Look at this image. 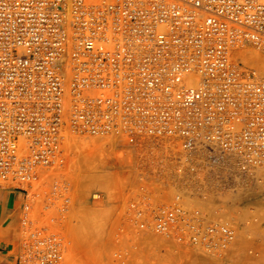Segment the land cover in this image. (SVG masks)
Returning a JSON list of instances; mask_svg holds the SVG:
<instances>
[{"label":"built area","instance_id":"1","mask_svg":"<svg viewBox=\"0 0 264 264\" xmlns=\"http://www.w3.org/2000/svg\"><path fill=\"white\" fill-rule=\"evenodd\" d=\"M250 48L264 53V0H0V185L21 193L25 229L12 264L65 263L72 135L107 138L101 151L133 176L112 189L116 237L133 243L119 259L144 242L232 252L237 217L202 202L225 181L264 196ZM39 202L53 230L33 218Z\"/></svg>","mask_w":264,"mask_h":264},{"label":"rangeland","instance_id":"2","mask_svg":"<svg viewBox=\"0 0 264 264\" xmlns=\"http://www.w3.org/2000/svg\"><path fill=\"white\" fill-rule=\"evenodd\" d=\"M89 139L92 140V138ZM75 150L73 153L71 168L68 171L69 175H73L70 177L75 183L73 205L69 214H67L66 220L60 225V230L65 236L66 244L64 264H264V227H262L264 226V196L257 187L245 190L235 182H233L235 184L232 183L233 190H231V188L227 186L228 184L226 181L223 184L224 186L220 187L218 190L214 192L208 191L209 196H206V199L203 200L207 202L202 203L204 207H207V210H212L211 212L213 213L215 203L218 200L219 203L221 202L220 205L223 206V214L231 211L234 213V216L237 217L238 226L240 228L237 240L239 242L236 243L232 252L228 253L226 256H212L191 248H185L183 249L184 251L181 249L180 251L179 248H173L171 246L162 247L158 244L144 242L139 245L138 249L133 248L132 254H129L124 260L119 259L116 252L121 246H131L133 243H123L116 237V232L118 230V214L115 215L116 207L113 202H115L116 199L119 201V198L114 196V191L112 189L116 186L118 187L119 184L130 180L132 174L124 165L125 161H119L118 159L113 158V155H104L101 149L97 148L94 153L90 152V154L92 153L91 155H96V160L93 159V156L92 158L88 157L90 156L89 152L86 157L87 159L85 157L82 159L79 154H83V152L81 151L82 153H79V151L76 150L75 153ZM85 155L87 154H83V156ZM86 160L92 161L89 162ZM225 179L227 178L224 177V180ZM89 180H91V182ZM92 181L95 182L93 183ZM0 187L4 186L0 185ZM84 187L86 189H84ZM98 190L107 192L106 201L104 203L94 201L91 197L92 193ZM256 191L260 194H257ZM120 199L122 201V198ZM41 202L35 204L33 208V218L38 224L43 223L39 222V220H45V218L48 219L49 215H51L50 211L42 209ZM248 207L254 208L253 213L258 210L257 214L259 213L261 218H263L259 219V221L254 224L252 223V227L255 226V230L252 232L250 229L252 233L250 237L247 236L248 227L244 222V217L246 215L245 211ZM227 215L230 216V214ZM21 216L22 211L17 229L18 241L15 246L10 248L9 255L4 256L0 253V264H12L14 253H17L20 248L21 238L25 231L21 222ZM43 224H46L49 229L53 230L54 225L52 223L44 222ZM243 225L247 228L244 229ZM241 229L243 230L241 231ZM94 230H96V232ZM3 234V231L0 229V235ZM240 236L242 238H240ZM185 250H188L189 252H186Z\"/></svg>","mask_w":264,"mask_h":264},{"label":"crops","instance_id":"3","mask_svg":"<svg viewBox=\"0 0 264 264\" xmlns=\"http://www.w3.org/2000/svg\"><path fill=\"white\" fill-rule=\"evenodd\" d=\"M23 197L17 190L0 187V253L10 254V248L18 241V223L22 211Z\"/></svg>","mask_w":264,"mask_h":264},{"label":"bare ground","instance_id":"4","mask_svg":"<svg viewBox=\"0 0 264 264\" xmlns=\"http://www.w3.org/2000/svg\"><path fill=\"white\" fill-rule=\"evenodd\" d=\"M250 55H248V62H253L254 64H261V63H263L261 66H263L264 67V53H263V51H261V50H258V49H256V48H250ZM246 60V59H245ZM89 138H92V140L91 139H89ZM106 140H107V138H93V137H90V136H88V135H84V136H75V135H72V136H69V139H67L66 138V144L70 147H74V149H76V150H78L79 151V153H82L83 152V154H87V155H85V156H83V154H79L81 157H82V159H84V157L86 158L87 156H88V152H89V154H90V152H95L96 151V149L98 148V149H102V150H104V147L102 148V146H104V142H106ZM161 145H168L166 142H164V141H162V143H161ZM90 147H91V149H90ZM76 150H75V153H76ZM89 150V151H88ZM93 150V151H92ZM77 151V152H78ZM82 151V152H81ZM92 154V153H91ZM90 154V156H88V157H90V158H92V156L93 155H91ZM97 154V153H96ZM102 154V153H101ZM99 155V154H98ZM96 158V155L95 156H93V159L94 160H96L95 159ZM101 158H103V157H101ZM87 159V158H86ZM92 159V160H93ZM92 160H86V161H89V162H91ZM100 160H103V159H100ZM99 161V160H98ZM97 161V162H98ZM124 161V160H123ZM92 164V163H91ZM90 164V165H91ZM96 164V163H95ZM118 167V166H117ZM90 168V167H89ZM95 168H97V167H95ZM90 170V169H89ZM92 170V169H91ZM103 170V169H102ZM78 171H79V169H78ZM76 172V171H75ZM90 172V171H89ZM79 173V172H78ZM74 174V173H73ZM129 174V173H128ZM72 175V174H71ZM70 175V176H71ZM80 175V174H79ZM89 175V174H88ZM130 175V174H129ZM73 176V175H72ZM75 176H76V173H75ZM124 177H125V175H124ZM133 177V176H132ZM128 179V178H127ZM130 179V178H129ZM90 182H91V180H89ZM212 181V180H211ZM93 182V181H92ZM95 182V181H94ZM93 182V183H94ZM108 182V181H107ZM102 183V182H101ZM110 183H111V181H110ZM228 184V183H227ZM235 184V183H234ZM105 185H108V184H105ZM112 185V184H111ZM224 186V185H223ZM230 186V185H229ZM236 186V185H235ZM240 186V185H239ZM238 186V187H239ZM237 187V186H236ZM84 189H86L85 187H84ZM219 189V188H218ZM227 189V188H226ZM221 190V189H220ZM235 190V189H234ZM240 190V189H239ZM90 191V190H89ZM236 191H237V189H236ZM210 192V191H209ZM208 192V193H209ZM257 192V191H256ZM225 193V192H224ZM246 193V192H245ZM88 194V193H87ZM212 194V193H211ZM210 194V195H211ZM217 194V193H216ZM224 195V194H223ZM222 195V196H223ZM240 195V194H239ZM207 196H209V195H207ZM233 197V196H232ZM210 198V197H209ZM238 198V197H237ZM225 199V198H224ZM233 199H234V197H233ZM208 200V199H207ZM209 200H211V199H209ZM213 200V199H212ZM223 200V199H222ZM218 201V200H217ZM203 202H205V201H203ZM207 202V201H206ZM205 202V203H206ZM213 203H214V201H213ZM226 203V202H225ZM207 205H208V203H207ZM235 205V204H234ZM84 207V206H83ZM87 207H89V206H87ZM206 207V206H205ZM207 208V207H206ZM212 208V207H211ZM259 209V208H258ZM262 209V208H261ZM91 210V209H90ZM90 210H88V211H90ZM212 211V210H211ZM214 211V210H213ZM246 212V211H245ZM258 212V210L255 212V213H257ZM99 213V212H98ZM100 214V213H99ZM243 214V213H242ZM94 215V214H93ZM97 215V214H96ZM226 215H227V213H226ZM245 215V214H244ZM76 216V215H75ZM102 216V215H101ZM83 217H85V216H83ZM89 217V216H88ZM93 217V216H92ZM92 217H90V218H92ZM99 218V217H98ZM81 219V218H80ZM104 219V218H103ZM261 219H263V218H261ZM78 220H79V218H78ZM94 220V219H93ZM95 220H96V218H95ZM264 220V219H263ZM86 221V220H85ZM97 221V220H96ZM100 221V220H99ZM262 221V220H261ZM78 223H81V222H78ZM90 223V222H89ZM100 223V222H99ZM96 224H98V223H96ZM258 224V223H257ZM80 225V224H79ZM89 225V224H88ZM254 226V225H253ZM257 226V225H256ZM259 226H260V223H259ZM258 226V227H259ZM243 227H244V225H243ZM255 227V226H254ZM253 227V228H254ZM262 227H264V226H262ZM247 228V227H246ZM245 227H244V229H246ZM257 229V228H256ZM243 229H241V231H242ZM255 230V229H254ZM95 232H96V230H94ZM244 232V231H243ZM100 233V232H99ZM257 234V233H256ZM259 234V233H258ZM86 235V234H85ZM92 235V234H91ZM159 238V237H158ZM240 238H242L241 236H240ZM237 242H239V241H237ZM90 246V245H89ZM92 246V245H91ZM161 246V245H160ZM242 246V245H241ZM157 247V246H156ZM157 249H159V248H157ZM183 250V249H182ZM159 251V250H158ZM181 251V250H180ZM184 251V250H183ZM186 251V250H185ZM188 251V250H187ZM186 251V252H187ZM186 252H184V253H186ZM189 252V251H188ZM192 252V251H191ZM182 254V253H181ZM194 256V255H193ZM241 256V255H240ZM69 257H70V255H69ZM196 257V256H195Z\"/></svg>","mask_w":264,"mask_h":264}]
</instances>
